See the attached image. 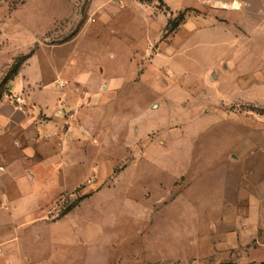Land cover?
Returning a JSON list of instances; mask_svg holds the SVG:
<instances>
[{
    "label": "rangeland",
    "instance_id": "1",
    "mask_svg": "<svg viewBox=\"0 0 264 264\" xmlns=\"http://www.w3.org/2000/svg\"><path fill=\"white\" fill-rule=\"evenodd\" d=\"M29 56L43 82L116 87L96 160L113 166L98 174L86 158L51 187L80 183L58 200L53 190L1 201L25 221L0 233H18L4 245L9 264L190 257L218 242L210 222L220 226L232 198H264V0H0V99Z\"/></svg>",
    "mask_w": 264,
    "mask_h": 264
},
{
    "label": "crops",
    "instance_id": "2",
    "mask_svg": "<svg viewBox=\"0 0 264 264\" xmlns=\"http://www.w3.org/2000/svg\"><path fill=\"white\" fill-rule=\"evenodd\" d=\"M33 58L29 56L24 61L9 84L10 91L22 95L28 106L18 110L10 99H0V207L1 201L39 199L53 190L51 198L58 200L80 183L75 181L70 188L57 187L56 191L51 187L69 183L70 175L76 177L75 170L85 164L86 158L98 174L103 167L113 166L108 158L96 160L103 142H111L109 125L114 116L106 108L114 105L116 87L106 77L99 79L93 92L80 76H60L43 82L27 71ZM73 109L78 111L71 112ZM96 121L103 127L97 128ZM114 121L116 131L118 119ZM125 132L133 136L132 129ZM87 139L91 148L86 145ZM227 206L220 226L210 222V230L222 234L217 243L208 240L193 256L183 258L174 253L159 264H264V198L256 194L240 201L232 198ZM18 213L22 212H0V233L6 234L12 224L25 222L10 221ZM48 213L54 222L69 212ZM14 234L0 237V264H9V251L4 245L17 237L18 233ZM20 264L30 263L21 259Z\"/></svg>",
    "mask_w": 264,
    "mask_h": 264
},
{
    "label": "built area",
    "instance_id": "3",
    "mask_svg": "<svg viewBox=\"0 0 264 264\" xmlns=\"http://www.w3.org/2000/svg\"><path fill=\"white\" fill-rule=\"evenodd\" d=\"M9 98L13 101V103L15 104L16 108L18 110H24L27 106H28V103L27 101L25 100V98L20 95V94H10L9 95ZM78 110L76 109L75 110V113L77 112Z\"/></svg>",
    "mask_w": 264,
    "mask_h": 264
},
{
    "label": "trees",
    "instance_id": "4",
    "mask_svg": "<svg viewBox=\"0 0 264 264\" xmlns=\"http://www.w3.org/2000/svg\"><path fill=\"white\" fill-rule=\"evenodd\" d=\"M19 69H15L16 73L18 72Z\"/></svg>",
    "mask_w": 264,
    "mask_h": 264
}]
</instances>
